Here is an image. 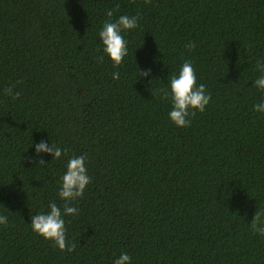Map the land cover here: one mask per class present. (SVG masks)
<instances>
[{
	"label": "trees",
	"instance_id": "16d2710c",
	"mask_svg": "<svg viewBox=\"0 0 264 264\" xmlns=\"http://www.w3.org/2000/svg\"><path fill=\"white\" fill-rule=\"evenodd\" d=\"M108 10L139 17L119 66L99 38ZM186 60L211 100L183 128L165 92ZM258 60L264 0H0V264H264L250 226L264 210ZM41 140L66 151L37 155ZM73 155L91 182L64 216L68 252L30 218L63 211Z\"/></svg>",
	"mask_w": 264,
	"mask_h": 264
},
{
	"label": "clouds",
	"instance_id": "9594fccd",
	"mask_svg": "<svg viewBox=\"0 0 264 264\" xmlns=\"http://www.w3.org/2000/svg\"><path fill=\"white\" fill-rule=\"evenodd\" d=\"M146 3L150 0H145ZM119 7L118 5L116 6ZM107 16L109 21L103 23L102 29L99 31V38L102 42V51L113 62L114 66L121 65L124 57L127 55V42L121 35L122 31L131 30L137 27L138 16L121 15L114 22L111 21L113 11L108 10ZM195 43L189 42L186 48L190 51L195 48ZM104 55L97 58L98 63H102ZM256 71L260 75L254 80L253 86L264 93V63L256 62ZM113 79H119V73L114 72ZM151 70L147 69L138 72V77L150 76ZM14 86L5 88V95L16 99L20 96L19 91H13ZM169 91L165 92V97L170 98L172 108L168 113L170 121L177 127H189L191 124L190 117L196 112H204L206 106L211 100V94L206 91L204 84L197 86V76L193 68L192 62L184 61L178 74L171 76L168 82ZM253 109L257 112L264 113V96L261 102L253 105ZM62 150L54 145L49 146L44 140L35 144V152L48 153L52 158H59ZM86 155L70 157L66 164V171L60 177V187L58 196L65 201L63 211L55 202L48 205L49 211L46 213L36 214L30 218L31 230L43 237L45 240L53 242L54 246L60 251L73 252L76 248L75 243L69 244L66 237L64 216L74 215L78 213V209L70 206V203L79 197H82L86 186L91 182V178L87 173ZM40 165H44L45 161L40 159ZM8 218L0 215V225H7ZM254 233L264 237V210L256 211L250 223ZM130 257L126 253H122L113 264H130Z\"/></svg>",
	"mask_w": 264,
	"mask_h": 264
}]
</instances>
